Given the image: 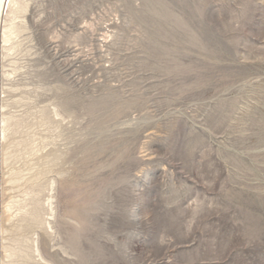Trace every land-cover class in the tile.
Masks as SVG:
<instances>
[{
  "label": "rangeland",
  "instance_id": "374dc122",
  "mask_svg": "<svg viewBox=\"0 0 264 264\" xmlns=\"http://www.w3.org/2000/svg\"><path fill=\"white\" fill-rule=\"evenodd\" d=\"M5 25L0 264H264V0H14Z\"/></svg>",
  "mask_w": 264,
  "mask_h": 264
},
{
  "label": "bare ground",
  "instance_id": "6f19581e",
  "mask_svg": "<svg viewBox=\"0 0 264 264\" xmlns=\"http://www.w3.org/2000/svg\"><path fill=\"white\" fill-rule=\"evenodd\" d=\"M14 3V0H0V42H1V32H3L2 30L4 29V33H3V40L4 41H7L6 40V30L9 29L11 32L12 30H14L16 26H11L9 28H7V26L5 25L6 23V19H7V15L9 13V10H10V7H11V4ZM29 9V6L28 5H24L22 10L23 12H27ZM8 34V33H7ZM10 35V34H9ZM6 37V38H5ZM9 37V36H8ZM11 38V36H10ZM8 38V40L10 39ZM5 137V136H3ZM34 217V216H33ZM14 228V227H13ZM6 232V231H5ZM8 232V231H7ZM0 244H1V237H0ZM38 244V243H37ZM4 249V248H3ZM17 251V250H16ZM12 252V251H11ZM14 252V251H13ZM10 255V254H9ZM14 256V255H13ZM8 257V256H7ZM17 257V256H16ZM11 258V257H10ZM13 258V257H12ZM7 260V259H6ZM3 263V262H2ZM6 264V263H4Z\"/></svg>",
  "mask_w": 264,
  "mask_h": 264
}]
</instances>
